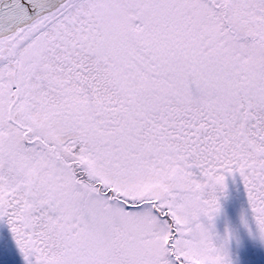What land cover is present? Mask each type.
<instances>
[{"label": "snow or ice", "instance_id": "6c2138e0", "mask_svg": "<svg viewBox=\"0 0 264 264\" xmlns=\"http://www.w3.org/2000/svg\"><path fill=\"white\" fill-rule=\"evenodd\" d=\"M0 264H264V0H0Z\"/></svg>", "mask_w": 264, "mask_h": 264}]
</instances>
